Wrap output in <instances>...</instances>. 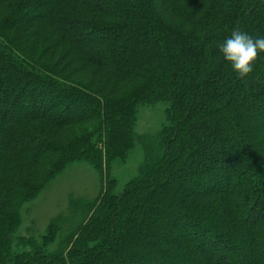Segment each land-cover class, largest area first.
<instances>
[{
    "label": "trees",
    "instance_id": "16d2710c",
    "mask_svg": "<svg viewBox=\"0 0 264 264\" xmlns=\"http://www.w3.org/2000/svg\"><path fill=\"white\" fill-rule=\"evenodd\" d=\"M234 29L264 35V0H0V264H264V52L238 78L215 49ZM159 103L167 126L137 138ZM74 163L101 181L77 223L51 250L57 221L14 237Z\"/></svg>",
    "mask_w": 264,
    "mask_h": 264
},
{
    "label": "rangeland",
    "instance_id": "374dc122",
    "mask_svg": "<svg viewBox=\"0 0 264 264\" xmlns=\"http://www.w3.org/2000/svg\"><path fill=\"white\" fill-rule=\"evenodd\" d=\"M167 105L143 104L136 107L134 133L137 138L151 140L167 126ZM143 164V149L135 143L128 152L126 162L121 167H113L109 177L114 180V194H120L123 187L138 175ZM101 181L97 173L88 165H69L58 177L47 183L39 195L20 210L21 224L15 233L17 238L39 240L50 223H59L60 233L49 250L55 248L58 240L77 223V204L91 202L99 195ZM150 236V235H149ZM151 239L153 235L150 236ZM157 239V238H156ZM20 251H27L28 248Z\"/></svg>",
    "mask_w": 264,
    "mask_h": 264
},
{
    "label": "clouds",
    "instance_id": "9594fccd",
    "mask_svg": "<svg viewBox=\"0 0 264 264\" xmlns=\"http://www.w3.org/2000/svg\"><path fill=\"white\" fill-rule=\"evenodd\" d=\"M215 49L238 78L246 77L252 71V62L258 53L264 52V35L252 36L234 29L215 45Z\"/></svg>",
    "mask_w": 264,
    "mask_h": 264
}]
</instances>
